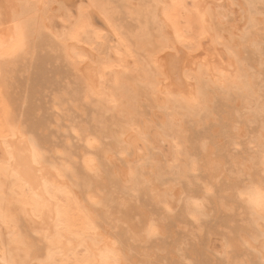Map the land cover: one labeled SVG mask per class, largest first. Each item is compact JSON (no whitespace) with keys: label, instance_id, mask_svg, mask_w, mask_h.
<instances>
[{"label":"rangeland","instance_id":"374dc122","mask_svg":"<svg viewBox=\"0 0 264 264\" xmlns=\"http://www.w3.org/2000/svg\"><path fill=\"white\" fill-rule=\"evenodd\" d=\"M195 1L0 0V30L16 23L15 3L26 12L21 42L0 50V146L32 140L37 163L64 183L58 198L77 231L106 232L122 264H264V213L241 198L264 184V0H204V11ZM174 47L181 88L165 97L155 60ZM201 47L227 81L187 68ZM83 57L96 91L78 71ZM191 84L196 100L173 108ZM0 188L7 222L16 215L15 225L0 216L10 264H98L79 247L46 254L33 227L41 213L30 209V221L18 185Z\"/></svg>","mask_w":264,"mask_h":264},{"label":"bare ground","instance_id":"6f19581e","mask_svg":"<svg viewBox=\"0 0 264 264\" xmlns=\"http://www.w3.org/2000/svg\"><path fill=\"white\" fill-rule=\"evenodd\" d=\"M203 1L204 0H196L194 2V3H196L195 5L197 6V8L201 11H204V8L206 6L205 4H208V3H203ZM8 8H10V7H8ZM25 14H26L25 9H23V8L21 9V6L19 4L15 3V6L13 8V12L11 13V17L16 19L17 21L13 25L10 22L9 23L11 25L5 24L6 26L4 29H2V27H1V30H0V50L5 48L6 46L7 47L12 46L15 44H19L21 42V39L23 36L22 35V33H23L22 32V25H23V20H24L23 17L25 16ZM7 19H8V17H7ZM13 22H15V20H13ZM46 27H47V25H46ZM206 27H207V25H206ZM203 29H204V27H203ZM3 31H5V32H3ZM208 39H207V42H208ZM248 40H250V38ZM245 43H247V40ZM171 44L175 45L173 43H171ZM199 44H203V43H199ZM71 46H72V44H71ZM164 46L165 45H163V47ZM74 47L76 48V46H74ZM168 47H170V45ZM198 48H200V46ZM174 49H175L174 50L175 54L165 51V52H162L155 60L156 65H158V67L160 69L159 72L161 74V78H158V79H160V80H158L159 81L158 82L159 93L165 97H166V94L173 92L171 85L177 84V83H174L173 80L176 81L175 79H178L179 69L181 68V67H179L181 65V64H179V63H181L180 62L181 59L179 58V56H176V55L179 54L182 50L179 47H174ZM204 49L206 50V47H204ZM204 49L203 48H202V50L199 49L197 55L195 53H194L195 55H193V56L189 55L191 53H189L187 55L189 57L188 58L186 57V59H188L187 61H186V59H184L185 62L188 63V61H189V63H190V61H191L195 64L194 67H193V65H191L192 67H187V68L193 70V72H194L196 70L195 68L198 66L197 67V73L195 71L196 74H194V76H196V78H199L200 74L202 75V68H205L204 73L208 74L207 76H209L210 79L214 80L213 78H215L216 80H220V81L226 79V81H227L228 75L225 73V68H223L220 65L223 63L222 62L219 63V58H218L219 56L216 54L211 55V53H210L209 56L205 57L208 53L207 52L205 53ZM200 54H202L203 56L201 55L202 57H198V55H200ZM88 56H90V55H88ZM82 59H84V60H82L84 63H82V65H80V67L78 68V71L82 75V78H83L86 86L90 89H95V87L97 86V83L99 82L100 77L96 76L95 72H93V70H91V71L88 70L90 68V65L88 63H86L84 57ZM183 64H184V61H183ZM196 64H198V65H196ZM126 65H127V63H126ZM184 66H185V64H184ZM183 69H184V67H183ZM115 72L117 74L123 73L122 69H115ZM184 76H185V74H184ZM117 79H118V77H117ZM186 80L187 79L185 78V81ZM119 82H120V80H118V83ZM123 82H124V80L122 81L121 84H124ZM125 82H127V81H125ZM187 82H189V81H187ZM116 83H117V81H116ZM178 84H181V83L179 82ZM189 84H185V86L186 85L189 86ZM178 86H179V88H181L180 85H177V87ZM182 86H183V84H182ZM192 86L193 85L191 84V87H190V89H188V92L186 93V95L182 94V93H185V91L182 93L179 92V93H181V95L179 98H176L175 101H176L177 105L175 104L176 106L173 108L185 110L188 106H190L192 104V101L196 100L197 94L200 92V90L198 88H197L198 90L194 89V88L191 89ZM125 88H126V86H125ZM95 91H96V89H95ZM126 91H127V89H126ZM120 94H121V92H120ZM130 94H133V93H130ZM122 95L124 96V93ZM137 97L138 96L137 95L135 96V94H134V96L132 97V105H133V103H135L137 101ZM177 119H179L178 112L173 111L172 116H171V120L173 122H175ZM2 143L3 144L0 146L1 151H2L1 155H0L1 156L0 157L1 158L0 159V161H1L0 162V174L5 173L6 176L4 177V181H2L1 186L5 189V183L8 184V182L11 183V181L13 182V184L18 185L19 192L21 195V198L18 201L25 204V205H23L25 211L23 210L24 212L21 211L19 213L25 215L26 217H30V215H31L30 209L31 210L33 209L32 211H35V209H37L41 213V215H42L41 220L36 221V224H35V221L32 217H30V221L31 220L34 221V226H33L34 232H36L39 239L44 242L45 247L47 249L46 254L50 253V251H52L53 249H56L58 246L61 247V248H58V249H60V251L61 250L66 251L67 249L74 250L76 247H79V248L83 249L86 253H89V254H86V256H88V257H86V260L90 261L92 259V260H95L94 262L99 264V263H101V261L103 259H105V258H103L104 257L103 255L106 254L108 257V264H122L123 261H122L121 256H120V250L117 246L114 245V242L105 234L106 232L102 233L100 230H99V232L94 231L92 228L89 227L88 224H87L88 226H86V227L81 226V228H80L81 230L77 231V229L75 228V223L73 222L74 220L71 219V217L74 214L71 211L70 207H68L69 205L64 206L63 203L60 202L61 200L59 201V198H60L59 194H63L66 197L68 196L64 192L65 191L63 188L64 183L63 184L61 183V179H58L57 175H55V173H52L49 170L48 171L45 170L47 166L44 169L42 166L39 165V163H37L35 146H34V143L32 142V140H30L26 137H23L22 135L21 136L16 135L14 138L9 137V139L7 138V139L2 140ZM2 176H4V175H2ZM2 176L0 175V177H2ZM145 180L148 181L149 179L146 178ZM147 186H148V184H147ZM0 191H1V188H0ZM2 192H3V190H2ZM6 199H7L6 195L4 196V194H0V216H1V220L5 223V225H9L8 223L11 224V222H13L15 225V221H16L15 220L16 219L15 214H14L15 218L12 217L13 219H11V222H7L9 220V218L7 217V215L9 213L7 211V207H5L7 205L5 202ZM59 202H60V204H59ZM29 225H30V222H29ZM29 225H26V226H29ZM256 225H257V223H256ZM258 226L259 227H257V229L261 228L260 224ZM76 227H78V226H76ZM27 228H30V226ZM8 229H10V226H8ZM10 234H12V233H10ZM15 234H16V232H15ZM20 237H22V236H20ZM15 238H17V237H15ZM13 240H15V239H13ZM20 242H21V240H20ZM258 247L260 248V250H262V251L259 250L260 254L262 252H264V242H260ZM259 248H257V249H259ZM7 252L8 251L6 250L5 252L0 254V264H10L11 260L14 262L15 259L10 258V257H12L13 253H9L10 255H8ZM50 254H49V256H50ZM263 257H264V254H263L262 258ZM13 258H15V257H13ZM45 262H47V261H45ZM21 264H23L22 261H21ZM45 264H47V263H45ZM48 264H50V263L48 262ZM61 264H62V262H61Z\"/></svg>","mask_w":264,"mask_h":264},{"label":"snow or ice","instance_id":"6c2138e0","mask_svg":"<svg viewBox=\"0 0 264 264\" xmlns=\"http://www.w3.org/2000/svg\"><path fill=\"white\" fill-rule=\"evenodd\" d=\"M241 198L244 199L249 205L259 208L264 213V184L259 188L248 187L241 191ZM197 206H199L197 202ZM157 229L152 227L148 231V236L152 237L157 235ZM264 254V252H262ZM145 264H157L156 261L145 262Z\"/></svg>","mask_w":264,"mask_h":264}]
</instances>
